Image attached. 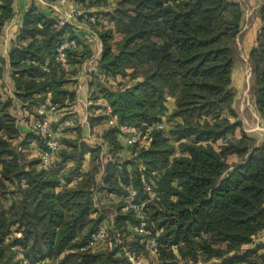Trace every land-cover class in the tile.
<instances>
[{
  "label": "trees",
  "instance_id": "1",
  "mask_svg": "<svg viewBox=\"0 0 264 264\" xmlns=\"http://www.w3.org/2000/svg\"><path fill=\"white\" fill-rule=\"evenodd\" d=\"M61 1L31 2L17 15V0H0V49L6 28L20 20L8 58L0 56V264H264V142L245 131L233 86L241 7L71 0L81 10L110 8L96 23L85 20L103 49L91 102L110 111L89 107L93 143L72 116L55 125L47 118L76 105L74 79L93 56L90 35L61 26L52 9ZM259 19L248 63L264 119V0ZM67 40L77 47L63 67L56 57ZM119 78L127 83L106 86ZM15 103L34 127L48 120L58 147L46 169V141L36 128L24 132ZM120 127L140 142L128 146ZM132 191L149 234H140L128 204ZM102 230L106 239L90 247Z\"/></svg>",
  "mask_w": 264,
  "mask_h": 264
},
{
  "label": "rangeland",
  "instance_id": "2",
  "mask_svg": "<svg viewBox=\"0 0 264 264\" xmlns=\"http://www.w3.org/2000/svg\"><path fill=\"white\" fill-rule=\"evenodd\" d=\"M116 0H111V3ZM31 2H35L43 7H48L46 0H17L16 5H15V11L18 15L19 10L28 7ZM76 8L72 5V3L70 4H65V5H61V3L57 4V5H52V9L55 13H57L61 18L67 19V15L72 16V10ZM109 7L106 8H90V11H88L87 9L83 10L85 13H87L88 18L92 17L91 15H94V19L95 21H97L95 15L100 16L103 13H106L107 11H109L108 9ZM81 10V9H80ZM59 12V13H58ZM91 13V14H89ZM18 20V17L15 19ZM14 20V21H15ZM85 20L87 19H83L82 21L80 20V18H77V23L75 22V25L77 28V31H80V33H84L85 35H90L89 36V40L88 43L92 46L93 48V53L96 52V48H97V37L94 34L93 30L91 29V27H89V25L85 22ZM257 20H254L253 18L249 20V22H246V19L243 21L242 23V36L240 38V42L238 44V53H237V63H236V69L233 75V86L235 88V90L237 91V101H236V111L238 114V118L240 119V121L243 123V127L245 129V131L247 132V134L250 137L255 138L258 143H262L264 142V119L260 116V114L258 113L256 107H255V98L253 95V85H254V80L250 71V67L248 65V52L247 50L244 51L243 47L244 44L246 43H250L253 40L254 37V29H253V25L256 24ZM96 23V22H95ZM100 24H105L108 26L106 21H103L102 18L100 17ZM12 26V27H11ZM18 25L14 27V25H9L5 32H4V41H5V45L2 49H0V56L3 57H7L6 54V47H7V40L8 43L10 42L11 39L15 38V32L18 30ZM99 28V26H98ZM116 40H120V36L116 35ZM99 78V76H96ZM96 77L93 76V84L96 85ZM8 78L6 77L5 80H7ZM121 83L122 85H125L127 83V80L119 78L118 80L112 81L109 84H107L106 86L109 88H113L114 85ZM138 82L135 81L132 83V85L137 84ZM4 87H7L9 95H11V90L9 88V84H7L6 82L4 83ZM14 95V93H13ZM14 97V96H13ZM89 103H91V105H93L94 103L91 102V98L89 99ZM93 103V104H92ZM90 105V104H89ZM170 105V104H169ZM15 112L14 114L18 117L19 120V125L21 127H23L22 129L24 130V132H29V131H33L34 130V124L32 122V120H30L31 118H27L28 114L25 113L22 108L19 106L15 105ZM93 108H99L102 110H106V104L103 101L98 102L96 105L94 104ZM85 109V106H84ZM89 109V108H88ZM71 113V114H64V113ZM63 113H59L56 114V112H51L48 115V120L51 119L53 116V125H55V120L60 119L62 117H66L68 115V118L71 117V121H72V125H77L79 124L80 127H83L81 125V118H79V113L81 112L80 110L76 112L75 114V110L71 109L69 111H65ZM88 112V111H87ZM83 115L84 112L82 113ZM51 117V118H50ZM84 117V116H83ZM63 125L60 127V129H58L57 133H60L63 129ZM73 127V126H72ZM54 128V126H53ZM57 129V128H56ZM93 142V140H92ZM94 143V142H93ZM97 143V142H96ZM106 150V149H105ZM126 160V157L123 158Z\"/></svg>",
  "mask_w": 264,
  "mask_h": 264
},
{
  "label": "crops",
  "instance_id": "3",
  "mask_svg": "<svg viewBox=\"0 0 264 264\" xmlns=\"http://www.w3.org/2000/svg\"><path fill=\"white\" fill-rule=\"evenodd\" d=\"M230 1L238 4L241 7L243 14H244L243 21L246 19V22H249V20L252 18L254 20H257L255 22L256 24L253 25V29H254L253 40L249 44L248 43L244 44V47H243L244 51L247 50L248 56H249L250 51L255 45L256 35L261 28V21L259 19V11L262 7L263 0H230ZM19 23H20V20H15L11 25H14L15 27ZM241 36H242V32H241ZM240 38L238 40V44L240 42ZM6 43H7L6 54L8 58V52H9L8 49L10 47V43H8V40ZM97 43L98 44H97L96 52L93 53V56L81 67L80 73H78V75L74 79L76 82H75V85L73 86V88H76V92H77V103L72 109L75 110V114L77 111L79 110L81 111V112H78L79 113L78 115H79V118H81V125L83 126V134H84V137L89 141H92L91 135H90V127L88 123V117H89L88 108L91 106V103H89L90 102L89 99L94 93L95 86L93 84V76L94 77L98 76V62L101 60L102 53H103L102 44L100 43L98 38H97ZM249 69L251 71V68ZM6 77L8 79L5 80V82L9 84V88L11 90L10 96L11 98H14L13 97L14 85L10 77V71H7L5 78ZM15 105L19 106L18 103H15ZM84 106H85V109H84ZM83 112L85 115L82 114ZM100 144L103 146L104 153L107 154V152L109 151V148L107 147V145L103 142H101ZM262 237L264 238V233Z\"/></svg>",
  "mask_w": 264,
  "mask_h": 264
},
{
  "label": "built area",
  "instance_id": "4",
  "mask_svg": "<svg viewBox=\"0 0 264 264\" xmlns=\"http://www.w3.org/2000/svg\"><path fill=\"white\" fill-rule=\"evenodd\" d=\"M61 5H65V4H70L71 0H62ZM59 13V12H58ZM77 18H82V19H87L88 21L95 23V19L94 17H90L88 18L87 13H85L84 11L78 9V8H74L72 10V16L67 15V19L64 20V18H62L61 20V26H72L74 29L77 28L75 25V22L77 23ZM77 30V29H76ZM76 46V42L74 40L72 41H64L58 51H57V57L56 60L57 62L61 63L63 65V67H66L67 65V51L71 50V49H75ZM108 113H110L109 109L107 108ZM45 107L43 106L41 109H39L38 113L39 115L43 116L45 115ZM109 125L111 126H117L116 122L111 119L109 121ZM35 128L36 130L39 132V134L43 137V139L46 141V145H47V151L46 153H44L42 159H43V168L46 169L49 165V162L51 161V159L53 158L56 150H57V142H55L54 140L51 139L52 134L49 128V123L47 119H44L42 121L38 120L35 124ZM157 130H162L161 126H156ZM121 133L123 135H125L126 138V143L128 146H134L135 144L139 143L141 138L139 137L138 134H136L133 130H131L128 127H120ZM135 192L132 191L129 195V197L127 198L128 204L130 206V208H132L135 211V214L140 218L141 220V226H140V234L144 235V234H149V232L146 231V224H145V215H144V211H143V207H135L133 205V201H134V197H135ZM106 239V233L102 230V231H98L97 233H95L92 236V239L90 241V247L94 246L96 243H98L101 240ZM151 249H155L157 247V243L155 240H152L150 243ZM24 264H28V262H24ZM55 264H62L61 262H56Z\"/></svg>",
  "mask_w": 264,
  "mask_h": 264
}]
</instances>
